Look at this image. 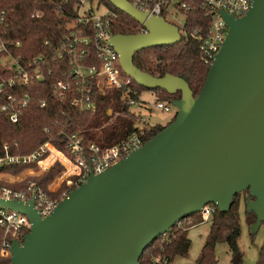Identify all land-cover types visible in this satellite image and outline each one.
Segmentation results:
<instances>
[{"label":"water","instance_id":"1","mask_svg":"<svg viewBox=\"0 0 264 264\" xmlns=\"http://www.w3.org/2000/svg\"><path fill=\"white\" fill-rule=\"evenodd\" d=\"M109 1L148 30L112 36L123 72L146 89L181 92L175 119L115 166L91 174L46 218L33 202L0 200L32 224L24 242H14L11 264H140L178 222L209 204L228 212L245 192L257 216L253 229L264 223V0L241 19L222 13L229 32L197 97L183 78L154 77L134 64L141 51L179 44V28L128 0Z\"/></svg>","mask_w":264,"mask_h":264},{"label":"built area","instance_id":"2","mask_svg":"<svg viewBox=\"0 0 264 264\" xmlns=\"http://www.w3.org/2000/svg\"><path fill=\"white\" fill-rule=\"evenodd\" d=\"M128 1L140 11L148 13V18L163 17L167 22V17L173 15L170 11L172 8L184 16L194 11L195 8L199 9L209 20V27L205 34L202 31H196L195 34L200 36L201 56L209 68L222 49L229 32L227 21L222 13L225 12L241 19L250 11L254 3V0ZM118 19L119 14L115 10L91 5L88 0H81V8L74 22L70 24L67 36L52 55L57 62V70L63 73V77L53 84L52 98L63 101L70 92L74 91L76 96L73 98L72 105L81 110L93 111L96 109V103L93 100L95 92L101 94L123 92L127 96L131 108L139 115L136 124L137 130L132 132L126 140L105 149L94 142L86 141L78 133L69 135L64 133L67 138L66 150L69 155L55 148L51 141L28 156L10 154L11 147L8 144L0 146V167L37 164L38 169L46 162L49 163V166L46 165L45 172L57 164L64 168L57 175L54 183L47 188L30 181L23 189H13L9 185H18L36 176H28L13 182L11 175L0 173V200L16 201L23 204L33 202L34 209L42 218L50 216L73 190L88 181L91 174L104 173L145 145L144 129L149 124L146 118L141 115L143 110L149 109L169 114H174L175 110L177 111L173 103L158 102L156 99L153 102L145 101L142 97L137 101L131 97V94H137V91L132 87L133 79L123 72L119 54L110 44L112 36L115 35L112 29ZM184 27L185 25L178 27L182 40L183 37H188ZM8 28V12L0 8V68L8 75L0 82V102H3L0 109L12 123H18L31 100L30 95L24 93L23 89L36 81L44 80V67L46 66L47 69L50 61L47 55H40L28 60L16 56L13 48H19L20 43L6 40ZM139 30V34L148 33V30L141 24ZM45 44L47 45V42ZM64 64L69 68L67 72L64 70ZM46 105V100L39 103L41 108H45ZM45 132H49V129L45 128ZM60 176H63L61 184L54 192L51 191ZM65 187L67 189H64ZM218 211L219 208L216 205H206L198 213L200 214L199 219L195 220L192 216L181 220L175 227L180 230L192 229L212 221ZM31 226L26 215L0 206V228L3 231L0 254L4 258H11L14 242L18 241L22 244L26 235L29 234ZM153 262L154 264H170V261L162 256L156 257Z\"/></svg>","mask_w":264,"mask_h":264},{"label":"trees","instance_id":"3","mask_svg":"<svg viewBox=\"0 0 264 264\" xmlns=\"http://www.w3.org/2000/svg\"><path fill=\"white\" fill-rule=\"evenodd\" d=\"M88 2L91 5L97 3L99 6L118 12L119 19L112 29L113 34H139L140 24L115 8L109 0H88ZM0 8L8 12L9 28L6 31V40L20 43L19 48H13L15 55L25 60L47 55L50 61L47 69L46 66L44 67V80L36 81L23 89L24 93L30 95L31 100L18 123H12L0 109V146L8 144L11 147L10 154L28 156L51 141L55 148L69 155L64 133L68 135L78 133L86 141L94 142L105 149L126 140L132 132L137 130L139 115L131 108L123 92L106 94L95 92L93 100L96 103V109L93 111L81 110L72 105L73 98L76 96L74 91L70 92L63 101L52 98L53 84L63 77V73L57 70V62L52 55L67 36L69 26L74 22L81 8V0H0ZM208 27L209 20L195 8L194 11L185 15L184 29L188 37H183V40L174 46L141 51L136 54L134 64L142 72L154 77L171 75L183 78L197 97L206 82L210 68L203 62L200 36L195 32L202 31L205 34ZM64 70L66 72L69 70L65 64ZM7 76V73L0 68V82ZM132 87L137 94H131V97L137 101L140 100L144 91L149 90L138 85L134 80ZM149 91L157 95L158 102L174 103L182 97L181 92L169 94L162 89ZM42 100L47 101L45 108L39 106ZM2 103L0 102V108ZM174 119L165 126L148 125L144 129L145 144L167 128ZM45 128H48L49 132H45ZM46 165L49 166V163H43L38 169L37 164L3 166L0 167V173L17 177L27 170L36 169L11 179L16 182L28 176L41 175L46 171ZM63 169V166L57 164L39 177L29 178L21 184L9 186L20 190L30 181H34L39 186L47 188L54 183ZM62 177L57 179L51 191L54 192L59 187ZM241 195L243 193L235 197L234 204L228 212L219 210L212 220L198 264H215L214 251L220 243H227L233 253L239 255L235 264H242L237 242L240 236L241 203L246 204V213L251 225L256 223L257 216L248 211L246 199L241 200ZM199 216L200 214H195L193 218L197 220ZM189 230L173 228L144 252L140 258V264H154L153 259L158 255L167 258L170 264H173L177 257H188L192 244ZM2 240L3 231L0 228V245ZM0 264H11V258H4L0 254ZM257 264H264V244Z\"/></svg>","mask_w":264,"mask_h":264},{"label":"rangeland","instance_id":"4","mask_svg":"<svg viewBox=\"0 0 264 264\" xmlns=\"http://www.w3.org/2000/svg\"><path fill=\"white\" fill-rule=\"evenodd\" d=\"M94 5H97V3H94ZM170 11L173 15H169L167 17L168 22L173 23L178 27H182L183 25H185V16L181 12L176 11L174 8H172ZM156 96L157 95L154 92L146 90L142 94V99H144L145 101L153 102L156 99ZM176 113V110L174 114H169L154 110L150 111L148 109L143 110L141 115L146 118L147 123L149 125L165 126L170 123L173 118H175ZM19 176H12L11 179L18 178ZM241 196V200L245 198L246 203L247 199L249 198L253 200L250 197L249 192H245ZM246 212V204L242 202L240 206V236L237 241L239 253L242 258V264H257L260 258L262 246L264 244V223H262L258 229L254 230L252 227L253 225L249 223V219ZM211 223L212 221H209L202 225L195 226L189 230V238L192 243L189 255L186 258L177 257L174 260L173 264H198V260L201 256L203 246L211 229ZM214 255L216 260L215 264H235V260L239 256L233 253L227 243L218 244L215 248ZM156 257L160 256L158 255Z\"/></svg>","mask_w":264,"mask_h":264},{"label":"crops","instance_id":"5","mask_svg":"<svg viewBox=\"0 0 264 264\" xmlns=\"http://www.w3.org/2000/svg\"><path fill=\"white\" fill-rule=\"evenodd\" d=\"M35 170H36V169H35ZM28 171H30V170H28ZM28 171H26V172H28ZM26 172H25V173H26ZM42 174H43V173H42ZM42 174H41V175H42ZM41 175H39V176H41ZM36 177H37V176H36Z\"/></svg>","mask_w":264,"mask_h":264}]
</instances>
